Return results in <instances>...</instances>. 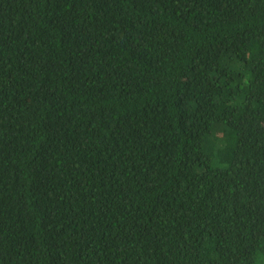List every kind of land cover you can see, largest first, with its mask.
I'll return each mask as SVG.
<instances>
[{
  "label": "trees",
  "instance_id": "1",
  "mask_svg": "<svg viewBox=\"0 0 264 264\" xmlns=\"http://www.w3.org/2000/svg\"><path fill=\"white\" fill-rule=\"evenodd\" d=\"M0 264H264V0H0Z\"/></svg>",
  "mask_w": 264,
  "mask_h": 264
}]
</instances>
